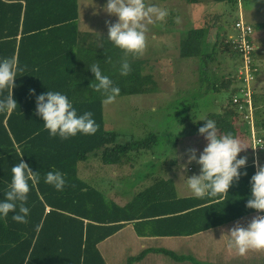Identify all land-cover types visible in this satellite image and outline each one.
I'll list each match as a JSON object with an SVG mask.
<instances>
[{
    "label": "trees",
    "instance_id": "16d2710c",
    "mask_svg": "<svg viewBox=\"0 0 264 264\" xmlns=\"http://www.w3.org/2000/svg\"><path fill=\"white\" fill-rule=\"evenodd\" d=\"M225 1L230 11L237 9L239 0ZM78 18V0H0V59L15 56L25 69L18 72L13 89L17 108L10 114L0 113V201L9 189L11 168L16 164L24 162L34 174L39 173L38 184L32 186L29 182L28 223L14 222L12 213L7 218L0 216V264H105L97 245L132 220L138 207L150 200L166 205L172 212H156L163 219L161 222L166 223L161 236L193 235L257 214L246 207L252 199L251 178L256 173L250 163L239 169L241 177L233 182L227 195L177 199L172 182L156 176L125 206L117 205L79 178L78 165L87 161L89 155L99 158L104 166L122 168L133 162L125 159L127 155L149 149L155 135L120 144L118 134L104 128V97L90 86L97 83L90 67L99 65L102 73L120 89L118 97L144 93V69L141 60L129 56L131 71L122 76L123 51L108 37L97 39L90 32L78 30ZM209 21H213L217 34L221 29L213 16ZM205 22L181 37L179 58L197 59L198 83L203 94L230 90L233 95L234 76L230 74L224 82V77L217 75V67L208 66L219 53L220 36L216 35V41L207 50ZM220 53L237 57L227 40ZM47 91L66 95L78 115L93 113L98 131L94 135L78 133L68 140L51 137L36 112L37 97ZM7 95L5 90L0 99ZM256 102L254 96L255 120L258 127H264V108L257 107ZM205 117L215 121L222 133L231 132L236 138L240 116L231 105ZM193 123H197L196 116L183 126L193 129ZM49 171L65 175L67 183L63 191L45 183ZM245 172L247 175H243Z\"/></svg>",
    "mask_w": 264,
    "mask_h": 264
},
{
    "label": "rangeland",
    "instance_id": "374dc122",
    "mask_svg": "<svg viewBox=\"0 0 264 264\" xmlns=\"http://www.w3.org/2000/svg\"><path fill=\"white\" fill-rule=\"evenodd\" d=\"M107 2L108 0H78V30L88 31L97 39L108 37L106 22L115 24L118 18L104 11ZM145 3L168 12L163 21H155L148 25L147 49L145 54L138 58L144 69L145 91L141 95L118 97L111 105L103 104V121L107 131L118 134L117 142L120 144L132 138L138 141L152 134L155 136L149 149L139 154L127 155L125 159L133 162L122 168L132 174L121 181H117V178L112 176L111 172L117 168L116 166H104L93 154L89 155L87 161L79 163V178L107 198L110 195V188L119 183H122V188L128 190V196L131 187H134L132 191L134 192L142 188L144 182L149 185L152 179L169 169L170 161H177L175 172L181 171L176 174L177 185L181 192L188 187L184 181H180L179 176H183L186 181L192 176L200 175L197 163L187 164V150L195 149L199 159L207 146V141L196 130L205 125L207 113L218 112L221 107L224 109L230 105L232 93L230 90H222L220 93L203 94L204 90L198 83L199 62L197 59L179 58L178 55L179 40L187 30L201 27L205 20L204 42L209 51L210 46L216 41V35L219 34L220 39L217 41L219 53L216 54L215 61L208 66L217 67V75L224 77V82L229 80L230 74L237 79L235 70L240 66V60L238 61L235 55L220 53L226 40L231 43L229 36L235 34L233 25L238 13L237 9L230 11L227 1L145 0ZM239 4L245 21L253 29L250 39L256 47V51L252 54L255 69L253 71L256 75L253 88H257L256 106L264 108V0H239ZM211 16L221 29L217 34L213 21H209ZM207 24L209 26H206ZM193 116H196L197 120V123L191 124L193 129L183 126ZM181 120L185 122L180 124ZM239 124L235 127L236 138L241 141L243 147L247 148L239 154L246 156L247 163H250L252 156L246 126ZM164 160L170 161L160 164ZM258 161L264 166V152L259 154ZM181 165H187L191 170H182ZM189 194H192L191 191ZM255 217L256 214L249 215L244 221L241 219L239 224L246 228ZM232 226L228 225L224 229L218 227L203 233L201 240L194 244L196 254L192 256L197 258L193 260L195 262L193 264H264V252L249 251L246 255L240 256L234 249L225 247L229 237H222V230L224 235H228L230 232L227 230ZM205 250L207 256H201L200 253Z\"/></svg>",
    "mask_w": 264,
    "mask_h": 264
},
{
    "label": "clouds",
    "instance_id": "9594fccd",
    "mask_svg": "<svg viewBox=\"0 0 264 264\" xmlns=\"http://www.w3.org/2000/svg\"><path fill=\"white\" fill-rule=\"evenodd\" d=\"M104 11L110 16L118 18V22L112 24L106 22L108 27V40L114 46L121 49L124 59L121 62L120 74L127 76L131 71L128 57L140 58L147 49L148 25L155 21H163L168 15L167 10L154 5H146L145 0H108ZM15 56L0 59V94L7 90L8 95L0 99V113H12L17 108L13 99V89L18 72H23ZM95 76L94 90L102 95V103L107 106L116 101L120 95V89L113 85L112 80L104 75L98 64L90 67ZM34 94V93H33ZM36 112L43 121L44 127L51 137H59L68 140L78 133L94 135L98 131V125L93 119V113L84 112L78 115L72 103L66 95L60 92L47 91L37 97ZM206 121L205 126L199 128V134L207 141L199 159L196 150L188 149L187 164L193 162L201 167L199 176H192L184 183L191 193L203 199L206 196L216 197L218 194H228L233 182H238L241 177L239 169L247 164V157L237 159L239 153L247 148L242 146L239 139L231 132L222 133L213 120ZM257 168L251 178L252 199L248 200L246 207L254 209L258 213H264V166L259 164L258 158L254 160ZM182 170L187 165H181ZM12 179L9 189L0 201V216L7 218L12 213V220L18 224H27L30 209L26 206L30 193V183L35 186L39 183V173H33L24 162H20L11 168ZM247 175V173H243ZM45 183L53 186L57 191H63L66 187L65 175L59 171H49L45 176ZM230 234L227 247L234 249L240 256L249 251L264 252V215L256 216L248 226L242 227L236 224L229 230Z\"/></svg>",
    "mask_w": 264,
    "mask_h": 264
},
{
    "label": "crops",
    "instance_id": "0c3cea01",
    "mask_svg": "<svg viewBox=\"0 0 264 264\" xmlns=\"http://www.w3.org/2000/svg\"><path fill=\"white\" fill-rule=\"evenodd\" d=\"M256 89L255 92H257ZM241 158L244 157L239 154L237 159ZM169 161L170 160H164L160 164H164L166 162L169 163ZM170 162L171 163L169 169L166 172L161 173L159 177L172 182V187L177 199L195 197L193 194H189L190 190L188 188L186 190L185 187V191L183 190L182 192L180 187L178 188V177L176 176V174L181 173V171H174V168L177 166V161ZM126 166L127 165L123 167L125 168ZM187 170H191L190 167H188ZM192 171H194V168H192ZM111 173L113 177L117 178V181H121L125 178H128L132 174L130 171L126 170L125 172L123 168L118 167L115 168L114 171ZM111 173H105V175H111ZM125 173L126 175L124 176ZM179 178L181 179V182L184 181L181 176H179ZM149 185L145 184L144 182L142 188H138L134 192H132L134 187H131L129 190L130 195L128 196V190L122 188V183H119L115 187L113 186L110 188L109 198L114 200L117 205L125 206L132 200V197L135 193L148 187ZM188 191L189 193H187ZM138 208L139 210L136 212V216L132 218V220L125 222L121 226V228H119V230H117L112 236L97 245L98 251L101 257L103 258L105 264L195 263L193 260L197 257L192 256L196 254L194 250V244L198 240H201L203 233L212 231L213 229L186 236H161L160 232L164 230L163 227L166 223L164 222L163 224V222H161L163 221V219L159 218L157 216L159 214L156 212L167 211V213L169 214H171L172 212L170 210H167L166 205L163 206L162 204L161 206V204H157V202L151 200L148 202L147 205L142 204L141 207ZM254 215L255 214H253L252 216ZM258 215L259 214L257 213L256 216ZM244 220L245 219H242V221ZM239 222H241V219H238L221 227L224 229L228 225H233V228L236 224H239ZM226 233L228 234L229 232ZM225 247L228 248L227 245H225ZM200 254L201 256H207V251L205 250Z\"/></svg>",
    "mask_w": 264,
    "mask_h": 264
},
{
    "label": "built area",
    "instance_id": "2783aa9c",
    "mask_svg": "<svg viewBox=\"0 0 264 264\" xmlns=\"http://www.w3.org/2000/svg\"><path fill=\"white\" fill-rule=\"evenodd\" d=\"M237 11V18L233 25L235 34L230 35L229 40L233 49L237 52V59L238 61L240 60V66H237L235 70L237 79H235V93L230 99V105L239 114L240 124L242 123L246 126L245 130L250 141V154L252 156L250 164L254 165V160L258 158L259 154L264 152V127H258L255 120L256 109L254 96L256 92L253 84L256 75L252 63V54L256 51V47L250 41L253 29L245 21L239 1Z\"/></svg>",
    "mask_w": 264,
    "mask_h": 264
}]
</instances>
